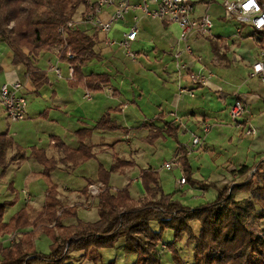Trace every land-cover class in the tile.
Returning a JSON list of instances; mask_svg holds the SVG:
<instances>
[{"label":"trees","instance_id":"16d2710c","mask_svg":"<svg viewBox=\"0 0 264 264\" xmlns=\"http://www.w3.org/2000/svg\"><path fill=\"white\" fill-rule=\"evenodd\" d=\"M84 4L85 0H0V43L9 49L11 65L24 68L36 91L45 85L43 71L37 66V60L43 55L54 53L61 61L71 64L75 77L81 74L82 68L90 61L101 59L96 51V33H85L78 28L66 29L64 39L59 33ZM211 46L213 54L218 57L220 50L216 43L211 42ZM67 53L72 54L74 59L68 61ZM97 79L91 77L87 85L97 84L99 87L100 80ZM107 83L108 79L100 82V85ZM112 114L113 111L106 112L94 129L127 133L112 122ZM163 125L166 132H163L164 128H155L149 134L152 140L160 139L164 134L177 139L176 124L164 122ZM90 132L86 129L76 132L79 145L74 151L63 143L55 142L63 155L59 162L46 157L43 150L32 149L30 155L25 157L12 138L0 133V177L5 175L12 163L32 159L43 167L42 176L50 181V175L57 169L58 163L78 166L95 157L93 147L85 142ZM10 151L14 154L8 157ZM180 152L178 161L185 184L190 182L192 186L199 187L200 182L190 179L191 170L185 149L180 147ZM133 167L132 162L116 159L109 171L99 169L97 181L105 190L95 200L97 220L93 223L81 222L77 213L72 212L73 208L66 209L58 198L56 186L51 182L46 190L44 205L37 212L34 222L29 221L24 210L5 222V210L14 202L0 204V264H72L69 258L62 260L64 245L67 246L69 257L74 252H99L112 248L119 241H123L127 255L136 256L135 264H162V252L167 248L172 253L174 264H180L175 244L160 245L166 230L174 234L175 242L185 235L194 244L193 264H264V238L256 236L248 228L249 220L264 222V159L254 169L241 166L232 171L231 175L244 180L217 189L214 202L196 209L186 208L175 201L172 195H165L158 174L150 170L141 174L143 198L139 201L132 200L128 187L113 192L109 186L111 175L121 174L124 168ZM258 175L259 182H253ZM208 185L215 188L213 183ZM83 193L86 194L87 190H83ZM237 193H244L247 197L241 202L232 201L231 198ZM87 198H90L88 194ZM69 220H73V223L66 226ZM152 222L158 224V232L151 230ZM192 222L199 224L197 234L191 229ZM53 223L55 230L48 229L47 226ZM28 226H39L49 235V255L35 252L30 232H22ZM10 234L15 235L13 243L1 242Z\"/></svg>","mask_w":264,"mask_h":264},{"label":"crops","instance_id":"0c3cea01","mask_svg":"<svg viewBox=\"0 0 264 264\" xmlns=\"http://www.w3.org/2000/svg\"><path fill=\"white\" fill-rule=\"evenodd\" d=\"M207 3L208 2H205V5L202 6V10L199 13H197L195 6L192 3L195 9V16H199L203 12H208L209 14L208 9L210 4L208 5ZM210 17L212 20V16ZM127 21L128 22L124 24H119L116 26L113 32L107 36L96 34V51L101 57L99 61L107 62L105 65L102 63V69L105 67H113V73L116 78L114 84L110 83V77L104 73L107 71L88 72L87 65L82 68V72L78 77H75L74 74L73 79L69 80L67 73L68 63L61 61L60 58L54 53L43 55L37 60V66L43 71L42 73L44 74V86H48L49 83L45 68L41 66L40 61L47 60L48 72L54 73V69L57 68L60 72V75L61 71L57 67V64L63 62L67 66V72H65L63 79L62 75L61 78H58L54 73L56 78L58 80H64L70 89L74 90L81 88L83 100H86L85 95L87 93L90 95L94 93L96 95L93 101L90 100L92 102L88 101L92 104H90L89 108H87L85 111L81 110V108L75 107L73 105L72 99L70 98L69 100L68 98L61 100V102L59 101L57 104L53 105L52 108L41 113L40 117H42L43 121H48L51 126H57L58 119L51 118V116H49L50 112L57 113L58 115L60 114L63 118H65V120L66 118L67 120L71 119L70 123L73 129L72 132L69 133L71 136L69 143L66 142L65 136L59 137L57 135H49L48 149H44L42 147H35L34 149L43 150L46 157L59 162L63 155L56 148L55 142L63 143L64 146L69 150L74 151L79 145L76 132L86 129L91 132L90 136L85 140V142L93 147V151L96 156L94 160L96 161L99 156H102L104 153H106L107 146L110 144H112V146L109 147H113L115 145L118 146L125 140L126 145H130L131 142H127V140H129L131 137H134L139 141H144L147 136L145 137V135L139 134L140 130H146L149 135L150 132L155 128H164V122H174L176 124L178 133L177 139L174 140L178 141L182 138H187L189 140L192 135L201 136V125L204 122L212 124L211 131L216 128H219L218 130L224 128L232 129L231 125L224 123V117L226 115L228 116L227 110L229 105L234 101L239 100L248 109L251 115V120L257 129V134L253 137H245L241 136L240 133H238V131L233 128L235 131H237V136L239 138L238 142L245 141L247 143V145H245L246 154H235L236 156H233L230 161L228 160L226 162L225 167L227 169L226 171H228L230 174L232 171L237 170L241 166L254 169L257 163L264 159V86L261 85L258 80L248 79V77L243 83L236 85L234 83L235 81H232L228 71L234 64L238 65L242 63L248 65L247 73L249 74L250 65L257 56V49L255 48V51L252 55H248L246 53L247 51L242 46L243 40L232 41L231 39L237 38L238 36L236 33L237 27L234 28V26L230 29L225 28L224 33L221 34L219 33L214 35L212 33L211 38L195 37L191 39L189 44L192 47L195 57L183 55L180 61L176 62L173 59L174 50L176 48H181V44H178L179 30L177 26L166 22H156L144 19L140 22V31L137 40L132 45V49L134 46L138 47V50L135 49V52L137 51L139 54L137 61L131 62L125 58L123 54V58L117 59V51L114 50L115 48L113 49L107 47L105 45V41L108 38L118 39L120 37L121 30L128 26L130 19L128 18ZM221 21L226 23L222 20V18ZM212 24L214 29L215 26L213 20ZM82 30L86 31L85 33H94L89 30ZM244 30H249L251 32L250 34H253L249 27L242 28L241 33L244 32ZM210 41L216 43L217 47L219 48L220 51L218 57L213 54ZM206 44L208 46H206ZM230 47L233 48L232 52L229 51ZM117 50L119 51V49ZM196 58H200L201 61L198 63ZM51 60L56 61L55 66H53ZM85 69H87V72ZM198 71H201V73L205 75L208 73L213 75V77L205 86L194 84L190 78L192 74H196ZM91 77H98L99 79H97V81L100 80V82H105V80L108 79V83L106 85H100V82H98L99 87L96 86L97 84H92V86L87 85V80ZM14 81H20L23 84L24 88L22 90V94L24 98L28 93L39 95L40 89L37 91L34 89L28 74L25 73V70L22 66H12L11 70H8V72L6 71V68L2 67V72L0 73V88L3 85L11 84ZM253 81L255 83H252ZM179 88L191 91L193 97H189L187 94H185L179 98ZM51 96L54 100L57 97V92L52 90ZM103 99H107L117 106L115 108L106 109V105L103 104ZM69 109L73 110L75 113L80 112V114L77 118H74L72 115H68ZM108 111H113V116L114 114H125L126 121L124 120V124L117 123L115 120H113L112 115L111 120L114 124L125 130L127 133H123V131L108 132L94 129L96 124ZM127 112H131L129 117L126 116ZM172 114H175L176 117L181 120V122L177 123L175 118L172 117ZM4 117L9 124H12L7 120L5 110L0 104V121ZM28 117L29 116L27 112L25 120H27ZM134 123L135 126H132L131 124ZM211 131L209 132L208 137L211 135ZM163 132H166V128L163 129ZM0 133H6L9 136L8 132ZM166 136L171 138L168 135ZM9 137L12 138L11 136ZM164 138L165 136L162 137V139ZM23 153L25 154V157L30 155L27 151ZM138 153L139 152L136 150H131L128 159H125V154L120 152L115 153L113 157L115 160L121 159L127 162H132L134 164L133 168H135L137 165L136 159L138 158ZM30 160L32 159H26L25 161L20 162L17 168H20L24 164L29 165ZM34 162L38 164L36 161ZM58 165L59 166L57 167L56 171L51 173V177L55 174L56 178L58 176L57 174H66L67 176H72L78 169V166H73L72 163H67L65 165L59 163ZM39 166L41 169L40 174L42 175L43 167L41 165ZM133 168L127 171L125 176L118 174L115 175L117 183L120 185H123L124 183L123 186L118 185L120 186L119 191L126 187L130 188L132 182H140L141 174L144 171L150 170L156 173L155 170L149 167L147 169H142L140 171V175L137 178H133V175L130 176L133 172ZM30 173L32 175H36L33 171ZM130 177H132V180ZM82 179H84L85 184L88 180H91L86 177H82ZM236 180H242V177L232 175V181ZM231 182L228 183L226 180L222 179V181L218 180L214 184L217 188H222L231 185ZM52 184L56 187H60L59 184ZM234 184L236 183H233V185ZM63 188L65 189V192L76 193L79 192L82 187H79L78 189L69 187ZM26 194L30 198L29 202L33 201V197L27 192ZM131 197L133 201H139L143 198V192L141 191L139 196L131 195ZM6 239L8 238H5L1 242L6 243Z\"/></svg>","mask_w":264,"mask_h":264},{"label":"rangeland","instance_id":"374dc122","mask_svg":"<svg viewBox=\"0 0 264 264\" xmlns=\"http://www.w3.org/2000/svg\"><path fill=\"white\" fill-rule=\"evenodd\" d=\"M190 2L194 4L197 13L201 12L202 6L205 5V2H208V5L210 4L208 11L209 15L212 16V20L215 26L212 32L214 35L224 33L225 28L230 29L234 26V28L238 27V25L235 23H223L221 21L223 10L221 4L217 0H190ZM82 10L83 5L78 9L73 18L77 17L79 13L82 12ZM250 33L251 32L249 30H244V32L238 35L237 38L231 39L232 41L243 40L242 46L247 51L246 53L248 55H252L256 48V45L252 39L253 35H251ZM206 46L208 45L206 44ZM135 49L138 50V47L134 46L133 51H135ZM232 49L233 48L230 47L229 51L232 52ZM114 50L117 51V59L123 58L122 51L120 52V50L118 51L116 48ZM51 62L53 66L56 65L55 60H51ZM40 63L41 66L45 68L49 85L41 88L39 90V95H34L31 93L25 95L27 101L26 110L29 116L28 119L23 122L14 124H9L5 120V117L0 121V132H8L9 136L12 137L15 144L19 148H21L23 152L27 151L29 154L35 147L48 149L49 135H57L59 137L65 136V140L68 143L71 139V136L69 134L73 129L70 123L71 119L67 120L66 118L65 120V118H63L60 114L58 115L57 113L50 112L49 116H51V118L58 119L57 126H51L48 121H43L42 117H40L41 113L52 108V106L57 104L59 101L61 102V100H65L68 98L69 100L70 98L72 99L73 105L75 107L81 108V110L85 111L87 108H89V105L92 104L88 101H93L96 95L94 93H92L91 95L89 94L90 98L92 97V99L86 101L82 99L83 94L81 88H77L74 90L68 88L65 81L62 80L64 78L65 72H67V66L65 63L61 62L57 64V67L61 71L62 75V79L59 80L56 78L54 73L48 72L47 60H41ZM102 63L105 65L107 62H101L98 60L90 61L87 64L88 72H102L105 70L107 72L104 73L110 77V83L114 84L116 78L113 73V67H105L104 69H102ZM0 64L2 67L6 68L7 72L12 68L10 62V51L6 46L2 44H0ZM247 67L248 65L242 63L238 65L234 64L228 71L230 73L232 81H235L234 83L236 85L243 83L248 77ZM85 71L87 72V69H85ZM252 83L255 82L253 81ZM52 90L57 92V97L54 100L51 96ZM103 100V104L106 105V109L115 108L117 106L107 99ZM130 113L131 112H127L126 116L129 117ZM79 114L80 112L75 113L71 109L68 110V115H72L74 118H77ZM113 120H115L119 124H124L126 121L125 114H114ZM250 121L253 127H255L251 119ZM224 123L231 125L232 129H214L213 131H211V135L209 137L208 135L206 136L208 138L205 139L202 146L196 148L191 147V137L189 138V140L187 138H182L176 141L173 138H168L166 135H164L165 140L161 137V139L153 141L151 137L152 135H148V132L146 130H140L139 134H143L145 135V137L147 136L144 141H139L136 138L131 137L129 140H127V142H131L130 145H126L125 140L124 142H122V144L113 146L114 148L109 147L112 146V144H110L109 146H107V151L106 153H104V155L99 156L96 161L94 160L96 158L95 156L91 160L78 165V169L72 176H67L66 174H57L58 176L56 178L55 174L52 177L50 176V181H48L40 174V166L32 160L29 161V165L24 164L20 168H17L20 162L12 163L5 175L3 177H0V204L6 202H14L12 206H8L6 208L4 213V221L9 222L11 218L14 217L20 210H24V212L30 219L29 221L34 222L37 212H39L44 205L45 193L49 183L52 181L51 183L60 185V187H56L58 198L64 204V207L66 209L73 208L72 212H76L78 220L83 223L95 222L97 220L96 201L98 196L95 198H87V194L90 196L88 192L92 190L91 188L93 186L95 188H101L102 191L105 190L102 184L97 181L99 169L103 168L104 170L109 171L113 164V161L115 160L113 157L115 153H123L125 154V159H128L131 150H136L139 152L138 158L136 159L137 165L135 168H133V172L130 175H133V178H137L140 175V171L142 169H147L150 167L158 174L163 193L165 195H172L173 199L179 202L182 206L190 209H196L205 204L212 203L216 200L217 189L221 188H217L216 186L215 188H211L208 184H214L218 180L222 181V179L230 183L232 181V175L228 171H226V162L228 160L230 161L233 156H236L235 154H246L245 145H247V143L245 141L238 142L239 138L237 136V131L239 133V130L234 127L232 121L227 115L224 117ZM131 125L135 126V123ZM233 128L237 131H235ZM180 147H182L186 151L187 162L191 170L190 179L191 181L200 182L199 187L192 186L190 182H186V184H184L183 186L178 185L179 180L181 178H185L183 171L181 170V165L173 167L169 171L163 169V165L165 163L171 162L177 154L178 158H180ZM13 154L14 153L11 151L8 152V157L12 156ZM58 166L59 165H57V167ZM129 170H131V168H124L123 173L116 174L125 176L126 172ZM32 171L35 172L36 175H32L30 173ZM116 174L111 175L109 183V186L113 189V192H118L119 187L124 185V183L123 185H120L116 182ZM82 177H86L91 180H88L85 184V181L84 179H82ZM130 179L132 180V177H130ZM259 179L260 175L255 177L253 182H259ZM243 180L244 178L239 181H232L231 183H240ZM63 187L75 189H78L79 187L82 188L81 190H79V192L68 193L65 192V189ZM85 189L87 190L86 194L83 193V190ZM25 191L33 197V201L28 203L24 202L22 192L26 193ZM141 191L143 192L141 183L132 182L131 187L129 188V192L131 193V195L139 196L141 194ZM26 197L28 198L29 196L27 195ZM246 197L247 195L244 193H237L233 195L231 200L235 202H241ZM91 203L93 205H91ZM72 223L73 220H69V222H66V226H70L72 225ZM190 226L193 233L197 234L199 231V224L197 222H192ZM32 227L28 226L22 232H30L31 241L36 253L43 256L49 255L51 248V238L49 237V235H46L43 230L39 228V226L35 228ZM47 227L50 230H55L54 223L49 224ZM150 228L153 232L159 231V226L157 223L152 222L150 224ZM248 228L256 236H262L264 238V222H254L252 220H249ZM56 235L58 234L56 233ZM9 236L14 237L13 241H15V235L10 234ZM6 243L9 242L7 241ZM171 244H175L180 264L194 263V244L189 241L185 235H182L175 242L174 234L168 230L164 231L162 234L160 245L169 246ZM62 248L64 249L62 260L69 258L72 264H135L137 260L135 255H127L124 252L123 241H119L112 248L102 249L99 252H96V250L87 252H74L71 253L69 257H67V246L64 245ZM162 264H174L173 256L169 248L162 252Z\"/></svg>","mask_w":264,"mask_h":264},{"label":"built area","instance_id":"2783aa9c","mask_svg":"<svg viewBox=\"0 0 264 264\" xmlns=\"http://www.w3.org/2000/svg\"><path fill=\"white\" fill-rule=\"evenodd\" d=\"M222 7V20L226 23H235L238 25L236 29L237 35L241 34L242 28L249 27L253 36L252 39L256 45L257 56L250 65L248 79H256L264 86V0H217ZM128 26L121 30L120 37L108 38L105 45L109 48H117L122 51L125 58L131 62H136L139 54L132 49V45L136 42L139 31L140 22L144 19L166 22L174 24L179 30L178 44L181 48L174 50L173 59L179 62L183 55L195 57L189 41L195 37L211 38L213 24L208 12H203L199 16H195V9L190 0H85L82 12L71 19L65 27L60 30L62 38L66 36V29H85L96 34L109 35L119 24L128 22ZM59 57V56H58ZM68 61L74 59L70 53L66 54ZM60 58V57H59ZM199 63L200 58H196ZM54 73L61 78L57 68ZM68 79L74 77V69L68 63ZM213 77L211 73L203 74L198 71L190 76L194 84L205 86ZM24 86L20 81H14L11 84L3 85L0 88V104L3 106L7 120L14 124L25 120L27 113V102L22 94ZM187 94L193 97L191 91L183 88L178 89V97ZM86 100H90V95H85ZM228 116L234 127L239 130L240 134L245 137H253L257 134V129L251 124V115L246 106L239 100L229 105L227 110ZM177 123L181 120L172 114ZM212 129V125L204 122L201 125V136H191V147H201L206 136ZM192 151V150H190ZM179 165L178 155L163 165V169L169 171L173 167ZM185 184V178H181L178 182L179 186ZM90 197H97L101 192V188H91ZM101 190V191H100ZM25 197V203L30 201L26 197L27 194L22 192ZM94 200V199H93ZM92 200V202H93ZM14 237L9 236L7 241L11 244Z\"/></svg>","mask_w":264,"mask_h":264}]
</instances>
